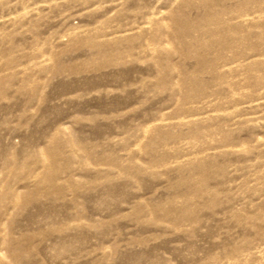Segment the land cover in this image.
Segmentation results:
<instances>
[{"label": "rangeland", "instance_id": "1", "mask_svg": "<svg viewBox=\"0 0 264 264\" xmlns=\"http://www.w3.org/2000/svg\"><path fill=\"white\" fill-rule=\"evenodd\" d=\"M0 264H264V0H0Z\"/></svg>", "mask_w": 264, "mask_h": 264}]
</instances>
